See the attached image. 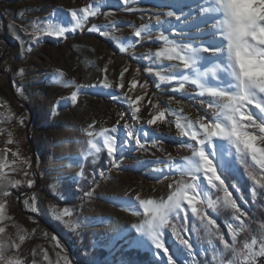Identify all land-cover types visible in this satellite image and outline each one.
Segmentation results:
<instances>
[{"label":"rangeland","instance_id":"374dc122","mask_svg":"<svg viewBox=\"0 0 264 264\" xmlns=\"http://www.w3.org/2000/svg\"><path fill=\"white\" fill-rule=\"evenodd\" d=\"M86 2L93 0H0V114H3L0 116V121H3L0 122V150L18 151L21 159L26 158L30 162V178L33 180L32 188L24 184L20 189L12 190L15 194L8 198L7 212L13 218L7 222L8 230L15 232L11 227L15 222L26 231L28 239L22 245V258L28 264H32L33 260L36 264H63L60 257L64 256L71 264H161V260L167 264L163 252L159 251L157 255L158 250L132 228L133 224L143 219L142 209H138V202L133 198L137 193L144 198H166L167 184L172 179H179V176L164 179L153 169L163 168L157 160H165L169 153L176 160L187 155L188 152L180 146L181 139L187 138L178 135L174 123L163 124L155 132V136L163 141L162 152L156 149L148 152L137 150L133 141L125 147L122 155L117 156L121 161L120 167L110 170L106 151L96 157H85L88 137L84 129L89 124H93V131H99L101 126L110 128L121 111L130 117L128 106L121 97L122 90L115 87L104 89L100 84L104 78L100 69L105 64L108 65V79L113 85L119 79V72L127 67L129 71L125 73V83L134 76L139 83L147 82V95L153 102L176 111L182 108V116L194 118L201 112L199 100L202 98L196 96L198 90L194 86L186 84L187 94L182 95L172 91L178 87L176 82L158 81L155 73L169 74L168 67L175 62L157 61L154 56L155 51L163 46L155 38L161 32L171 37V29L181 23L175 17L166 15L169 10L184 13L183 32L175 35L177 40L187 41L197 35V29L190 25L197 21L198 0H132L130 6L136 9L132 13L121 10L118 0H107L101 14L91 18L82 30L69 31L65 38L39 35L36 37L38 43L34 42L32 34L35 28L49 22L71 27L68 10L82 7ZM109 11L114 15L105 16L104 13ZM157 13L160 15L159 24L154 15ZM110 21L116 24L114 28L107 29L110 33L107 37L88 31L92 24L106 25ZM33 22L37 23L34 25ZM142 22L151 27L152 39L146 36L133 47L129 38L132 41L136 38L132 37L134 29L131 25L138 27ZM121 47L127 51L122 53ZM149 53L151 57H148ZM149 67L152 72L147 71ZM57 69L65 73L64 81L75 80L76 84L91 85L79 90L75 104L68 99L76 90L75 86H65L53 80ZM137 69L139 75H136ZM17 88L21 90L19 94ZM141 94L139 87L130 92L133 97ZM144 103L147 104V99ZM9 113L12 118L6 119ZM141 114L142 126L148 129L146 120L150 118L149 110L145 107ZM20 117H23L22 125ZM168 119L174 121L176 117L169 115ZM9 133L12 144L6 143ZM8 158L9 162L13 159L10 153ZM86 159L94 167L89 172L90 176L84 173L81 177L79 173L83 171ZM17 166L26 167L19 162ZM100 170L104 172L103 177ZM6 171L10 173V168ZM167 171L164 169L165 173ZM242 172L243 169H239V173ZM12 175L23 179L22 173ZM229 180L237 182L238 176L229 175ZM238 182L247 201L242 206L256 217L252 224L256 229L259 223L264 222V206L257 207L252 203L248 187L250 182L246 177H240ZM84 191H92L93 195L84 197ZM230 191L241 203L239 194L232 189ZM17 196L21 198L17 199ZM24 199H28L30 204L35 199L38 211L33 213L30 207L25 208ZM129 200L137 205V209L124 203ZM261 203L264 204V201ZM65 208L72 211V216L58 219L57 216ZM213 215L219 216L217 223L221 225L225 238L230 240L227 229L223 227L226 212L222 209ZM188 218L189 229L195 222V230L188 235L196 255L194 259L183 252L181 255L188 264H203L205 260L217 264L212 260L211 252L205 256L199 250L201 246L208 247V237L190 212ZM74 224L79 227L69 226ZM181 232L183 234L182 229ZM243 239L245 234L241 233L238 240ZM140 240H144L146 246H142L138 242ZM164 240L170 252L179 250L170 228L164 230ZM57 242L60 247H56ZM260 264H264V259Z\"/></svg>","mask_w":264,"mask_h":264},{"label":"snow or ice","instance_id":"6c2138e0","mask_svg":"<svg viewBox=\"0 0 264 264\" xmlns=\"http://www.w3.org/2000/svg\"><path fill=\"white\" fill-rule=\"evenodd\" d=\"M118 2L122 6L121 10L128 13L136 11L130 6L132 0ZM106 5L107 0H93L86 2L82 7L69 9L71 27L49 22L43 27L35 28L32 34L34 42L38 43L36 37L39 35L65 38L69 31L82 30L91 18L101 14V9ZM196 12L197 21L190 26L197 29V35L185 41L175 38L177 33L183 32L184 13L167 11L168 17H175L181 23L171 29V37L161 32L155 38L162 42L163 46L155 51L154 56L157 61L175 62L170 63L169 74H162L160 71L155 73L158 81L176 82L178 87L172 91L182 95L187 94L186 84L194 86L198 90L196 96L202 98L199 100L201 112L194 118L182 116V108L176 111L153 102L147 95V82L139 83L134 76L125 83V73L129 71L127 67L119 72V79L113 85L108 79V65L105 64L100 69L104 74L100 84L104 89L115 87L122 90L121 97L128 106L130 117L121 111L117 114L119 118L115 124L110 128L101 126L99 131H93V124H89L88 128L84 129L88 137L84 155L96 157L106 151L110 170L118 169L121 161L117 156L122 155L125 147L133 141L137 150L148 152L150 149H156L162 152L163 141L155 136V132L163 124L174 123L178 135L187 138L181 139L180 146L188 154L176 160L169 153L165 160H157L163 168L157 167L153 171L163 175L164 179L177 175L179 179H172V182L167 184L166 198H144L140 193L135 195L133 199L138 202V209H142L143 219L140 223L133 224L132 228L158 250L157 255L159 251L163 252L167 264H188L181 252L193 259L196 255L188 235L190 231L195 230L194 221L192 228L188 227L190 212L208 237V247L201 246L199 249L205 256L211 252L212 260L217 261V264H260L264 259V222L253 229L252 224L256 217L242 206L247 201L241 193L238 181L240 177H246L250 182L248 187L252 203L257 207L264 206L261 203L264 201V0H198ZM104 14L114 15L111 11ZM154 15L159 24L160 15ZM36 23L33 22L34 25ZM115 24V21L106 25L92 24L88 31L99 32L107 37L110 35L107 29L114 28ZM131 26L134 29L132 37L136 38L135 41L129 38L131 46L134 47L146 36L149 40L152 39V29L149 25L142 22L138 27L134 24ZM206 37L210 39H205ZM120 51L123 53L127 49L121 47ZM151 55L149 53L148 57ZM172 69L182 71L174 72ZM147 71L152 72V68L149 67ZM20 73L23 74V69ZM136 75H139V69ZM64 76L65 73L57 69L53 80L65 86H75L76 90L68 97L75 104L79 90L91 85L76 84L75 80L64 81ZM137 87L143 94L131 96L130 92ZM20 92L17 88V93ZM146 99L147 104L144 103ZM145 107L150 116L146 120L148 129L142 126L144 121L141 113ZM169 115L175 116L176 119L170 121ZM11 118L9 113L6 119ZM19 123L23 124V117L19 118ZM9 137L6 143L12 144L11 133ZM9 153L13 158L11 162ZM17 162L26 167H18ZM9 168L10 173L6 171ZM241 168L242 174L239 173ZM29 169L30 162L26 158L21 159L18 151L7 148L0 150V264H28L22 258V245L28 235L15 222L11 225L15 232H9L7 222L13 218L8 215L7 208L8 198L15 194L12 190L20 189L24 184L29 189L32 188L33 180L30 178ZM164 169L168 170L167 173ZM16 173H22L23 179L14 178L12 174ZM234 174L238 176L237 182L229 180V175ZM79 175L84 177V172L81 171ZM100 176H104L103 170H100ZM230 189L239 194L241 203L237 202ZM83 195L90 198L93 193L84 191ZM20 198L17 196V199ZM23 203L25 208L30 207L31 212L38 211L35 199L31 204L28 199H24ZM124 203L137 209V205L131 200ZM222 209L226 212L223 227L227 229L230 240L225 238L221 225L217 223L219 216L213 215L220 213ZM72 214V211L65 208L57 218ZM69 226L79 227L78 224ZM168 228L180 246L175 252H170L166 247L164 230ZM241 233L245 234L243 241L238 240ZM52 240L55 241L56 237L53 236ZM138 242L146 246L144 240ZM56 247H60L59 242ZM45 258L47 259V256ZM60 259L63 264H71L66 256ZM32 264H36L35 260ZM203 264L212 262L205 260Z\"/></svg>","mask_w":264,"mask_h":264},{"label":"trees","instance_id":"16d2710c","mask_svg":"<svg viewBox=\"0 0 264 264\" xmlns=\"http://www.w3.org/2000/svg\"><path fill=\"white\" fill-rule=\"evenodd\" d=\"M94 166L92 165V163L90 162L89 159H86L84 164H83V172L87 175L90 176L89 172L90 170H92ZM66 185L69 186V183L67 181L64 182ZM151 264H153V262H151Z\"/></svg>","mask_w":264,"mask_h":264}]
</instances>
